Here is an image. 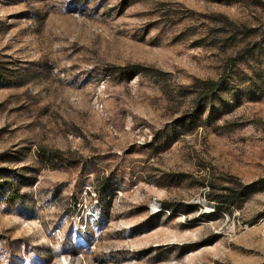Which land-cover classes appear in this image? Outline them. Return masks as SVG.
<instances>
[{
  "label": "rangeland",
  "instance_id": "1",
  "mask_svg": "<svg viewBox=\"0 0 264 264\" xmlns=\"http://www.w3.org/2000/svg\"><path fill=\"white\" fill-rule=\"evenodd\" d=\"M0 60V264H264V0H0Z\"/></svg>",
  "mask_w": 264,
  "mask_h": 264
},
{
  "label": "trees",
  "instance_id": "2",
  "mask_svg": "<svg viewBox=\"0 0 264 264\" xmlns=\"http://www.w3.org/2000/svg\"><path fill=\"white\" fill-rule=\"evenodd\" d=\"M11 65H12L11 62H5V61L0 60V89L16 87V86H21L25 84V81H24V78H22V75L17 74L16 70H12L9 68V66ZM119 70L121 71V74L123 76L130 74L132 75V77H135L139 74L140 68L138 66H131V67L119 68ZM197 85H199V88L201 89L202 97L204 99H208L211 95H213L219 90L221 86V82L198 81ZM261 185H263V188H264V179L260 180L255 185L249 186L247 189L253 190L255 187L261 186ZM0 189H3L2 184H0ZM11 191L14 192V197H15L14 199L19 197V187L18 186L9 187V192ZM225 197L227 196L225 195L211 196L210 200L215 201L218 205L217 207H219L220 209L222 205H227L229 203L227 198Z\"/></svg>",
  "mask_w": 264,
  "mask_h": 264
},
{
  "label": "built area",
  "instance_id": "3",
  "mask_svg": "<svg viewBox=\"0 0 264 264\" xmlns=\"http://www.w3.org/2000/svg\"><path fill=\"white\" fill-rule=\"evenodd\" d=\"M202 203H203L204 206H209V205L212 206V208L206 209V214H210V213L216 211V208L217 207H216V204L215 203H208L207 200H205V199L202 200Z\"/></svg>",
  "mask_w": 264,
  "mask_h": 264
}]
</instances>
